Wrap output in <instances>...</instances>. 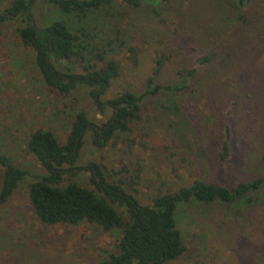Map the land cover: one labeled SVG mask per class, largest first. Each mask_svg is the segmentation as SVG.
<instances>
[{"label": "rangeland", "instance_id": "1", "mask_svg": "<svg viewBox=\"0 0 264 264\" xmlns=\"http://www.w3.org/2000/svg\"><path fill=\"white\" fill-rule=\"evenodd\" d=\"M9 1L0 0V9ZM30 7L39 27L56 19L84 27L81 46L89 62L116 63L118 75L101 101L124 91L140 94L150 75L158 84H172L179 69L214 53L180 92L145 94L128 129L113 132L102 148L91 144L86 130L74 166L97 164L105 180L120 183L140 204L194 179L230 187L262 175L264 0H249L245 7L233 0H157L139 8L117 3L81 21L42 0ZM20 25L9 20L0 26V154L26 171L0 206V264H97L115 251L117 234L86 221L41 222L27 189L45 169L25 144L37 128L50 130L62 143L79 108L91 125L101 127L111 108L98 113L84 85L67 95L47 87L32 50L18 39ZM54 64L63 72H84L71 61ZM225 126L230 151L220 164ZM69 181L94 188L85 170H69L60 184ZM174 216L184 251L165 264H264V182L230 203L190 200Z\"/></svg>", "mask_w": 264, "mask_h": 264}, {"label": "trees", "instance_id": "2", "mask_svg": "<svg viewBox=\"0 0 264 264\" xmlns=\"http://www.w3.org/2000/svg\"><path fill=\"white\" fill-rule=\"evenodd\" d=\"M156 1L42 0L63 15L77 17L78 21L90 13L110 9L117 3L139 8L145 4L153 5ZM248 1L233 0V5L245 7ZM31 3L32 0H10L0 9V26L9 20H19L22 23L16 29L18 39L32 50L34 66L42 82L61 95L69 94L79 85L87 86L98 113H103L105 107L111 108L110 117L98 128L91 125L86 111L79 108L62 143L47 129L37 128L29 133L26 150L45 169V173L30 182L27 189L34 214L45 224H77L86 221L104 231L116 233L115 251L108 252L97 264H165L178 258L184 251V244L176 228L174 214L177 206L190 200L230 203L246 197L264 182V161L261 162L262 175L255 178L237 182L230 187L194 179L174 192L154 196L150 204H140L120 183L105 180L97 164L74 166V161L86 130H91V144L95 148H102L113 132L128 129V123L137 116L145 94L180 92L188 86L196 67L211 61L214 53L198 55L196 66L179 69L178 78L172 84H158L150 75L140 94L124 91L101 101L100 94L108 87L110 80L118 75L116 63L112 59H107L103 61V65L98 66L89 62L90 59L82 52L81 36H84V27L81 25L75 28L59 19L52 20L44 27L34 24ZM96 56L102 63L100 56L95 54ZM60 61H71L84 72H63L54 64ZM159 64L160 61H157L156 66ZM155 72L156 67L153 70ZM229 151V128L225 126L217 153L220 164L228 158ZM0 168L1 206L24 180L26 171L12 164L3 154H0ZM69 170L88 171L94 188L74 181L60 184L63 175Z\"/></svg>", "mask_w": 264, "mask_h": 264}, {"label": "water", "instance_id": "3", "mask_svg": "<svg viewBox=\"0 0 264 264\" xmlns=\"http://www.w3.org/2000/svg\"><path fill=\"white\" fill-rule=\"evenodd\" d=\"M34 0H32V2H33Z\"/></svg>", "mask_w": 264, "mask_h": 264}]
</instances>
